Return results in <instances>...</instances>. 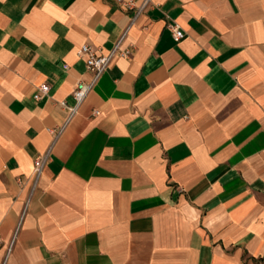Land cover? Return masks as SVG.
I'll return each instance as SVG.
<instances>
[{"label": "crops", "instance_id": "0c3cea01", "mask_svg": "<svg viewBox=\"0 0 264 264\" xmlns=\"http://www.w3.org/2000/svg\"><path fill=\"white\" fill-rule=\"evenodd\" d=\"M150 1L0 0V264H264V0Z\"/></svg>", "mask_w": 264, "mask_h": 264}, {"label": "built area", "instance_id": "2783aa9c", "mask_svg": "<svg viewBox=\"0 0 264 264\" xmlns=\"http://www.w3.org/2000/svg\"><path fill=\"white\" fill-rule=\"evenodd\" d=\"M142 1L141 5L135 9L134 15H136L140 10H143L151 3L150 0H140ZM115 4L118 7L123 8L124 10H132L134 9V0H114ZM133 15V17H134ZM166 27L171 32V37L174 42H178L183 36L182 30L172 22L166 24ZM126 28L123 29L120 33V36L113 43V45L105 51V53H98L96 49H94L91 45L86 43L80 44L77 48V55L83 60V64H85V68L90 73V77L88 81H79L76 83V86L72 90L71 94L74 99V104L72 106H67L63 102H61V106L66 111L65 117L62 121V124L59 127L49 129L50 133L55 139L58 135L62 133L67 122L76 114L77 106L83 101L87 92L91 89V87L98 80L97 78L103 73L109 62L114 57H123L128 58L130 56V51L127 48H123L120 46L122 39L126 34ZM48 90V84L41 83L37 86L36 92L32 95L34 98H39L40 95H44ZM96 113V110L93 111ZM46 157L45 154L38 155L33 159L32 166V184L31 188L33 189L34 183L37 177L40 174V169L45 162Z\"/></svg>", "mask_w": 264, "mask_h": 264}]
</instances>
